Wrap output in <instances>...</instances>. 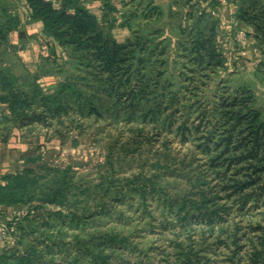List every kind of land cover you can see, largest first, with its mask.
I'll use <instances>...</instances> for the list:
<instances>
[{"label":"trees","instance_id":"trees-1","mask_svg":"<svg viewBox=\"0 0 264 264\" xmlns=\"http://www.w3.org/2000/svg\"><path fill=\"white\" fill-rule=\"evenodd\" d=\"M26 2L31 18L43 22L44 33L67 57L59 63L56 54L43 56L36 72L17 75L0 50L4 129L44 130L49 140L92 121L128 124L132 137L108 150L96 177L33 157L3 175L0 206L29 205L34 215L18 224L15 244L0 250V264H116L126 252H143L142 237L160 228H178L184 236L176 235L163 264H213L210 255L220 264H264V113L254 90L227 77L210 98L193 99L195 77L184 73L186 60L178 86L173 75L162 82L172 51L199 71L225 68L217 20L195 0H175L190 10L184 24L164 23L176 33L170 48L164 27L157 26L168 16L153 0H132L120 18L111 0H103L105 23L85 0ZM231 2L259 41L258 75L264 0ZM19 25L20 18L3 7L0 48ZM116 25L130 30L124 41L113 33ZM47 75L60 79L46 90L39 79ZM164 132L191 142L189 151L172 157L165 143L142 157L138 149Z\"/></svg>","mask_w":264,"mask_h":264},{"label":"rangeland","instance_id":"rangeland-1","mask_svg":"<svg viewBox=\"0 0 264 264\" xmlns=\"http://www.w3.org/2000/svg\"><path fill=\"white\" fill-rule=\"evenodd\" d=\"M165 22H167V19L162 16V19L157 24V26L162 28L164 27ZM208 24L209 23H206L207 26ZM164 29L165 32L162 38H170V48H174L176 45L174 44L176 42L175 31H171L169 26H165ZM232 51L236 52L235 50ZM65 53L67 57V52L65 51ZM246 55L247 53L245 56H241L247 58L248 56ZM224 56L225 68H219L217 71H212L211 68L199 71L200 69L195 67L194 64L187 62V59L180 58L177 52L172 51L169 58L170 71L168 74L163 75L164 77L162 78V82L169 80L168 76L172 75L174 77V83L176 84V81L179 82L182 77L180 78L178 73L180 72V69H184L182 68V61L186 60V63H188V68L183 70L184 73L190 77H195L194 83H191V86L193 87V91L191 93L193 94V99H195V95L199 97V99L206 96L207 98H210L212 93H214L216 86L218 84L221 86L222 81L225 78L227 79V77H230L235 79L234 81L236 83H247L252 87L257 97V103L264 113V66L262 67L261 73L257 75V65L254 66L245 64L243 66L242 64H238L240 60H238V62L237 60L236 62L231 60V66H227L229 63V60H227L229 57L227 56H230V54H227V56L224 54ZM57 58L59 63L64 61V58L62 57ZM262 58L263 53L261 50V54L259 57H257V59ZM4 65L1 63L0 59V69H3ZM53 69L57 74V66L53 65ZM193 69H195V72H192ZM47 76L54 78V81H56L49 83L47 80H43V77L45 76L40 77L39 82L46 90L57 83V81L60 79L58 75ZM24 85L28 86L29 81H26ZM176 86H178V84H176ZM6 114V106L0 105V149H10V152H12V150L15 151L14 157L16 159V170L19 168V165L28 164L26 161H24V157H33L38 158L39 163H49L54 166L65 167L68 165H73L78 175L89 174L91 177H96L99 165L106 162L108 150L113 147L119 148L120 145L126 143V141L132 137L131 126L128 124L108 125L101 122L92 123V121H85L80 132H67L65 137L56 136L53 139H51V137L48 140L47 136H49V134L46 131L44 132V130H5V126L2 123L5 122L4 115ZM7 125L9 126L10 124ZM149 128L150 126L148 129ZM4 137L7 138V141H4ZM51 140L53 141L52 144L49 143ZM6 142L7 145L5 144ZM165 143L170 149L169 152L171 156H178L180 158H182L183 155L189 151L191 145V142L183 144L179 138L174 136V134L164 132L157 135L153 139L151 145L144 144L140 149H138V151L142 153V157H145L146 155L150 157ZM128 145L129 144L127 143V146ZM151 146H153V148ZM149 148H151V153L148 151ZM4 156L7 155H3L1 159H4ZM19 160L23 161L19 162ZM135 161L136 160L132 161V163H129L131 164V167L134 168V170H137V163ZM34 166L36 167V164H34ZM128 167H130V165L126 164V168ZM260 210L257 212L261 213ZM251 215L253 214L249 213L246 216ZM234 220H239V217L234 218ZM176 230H178V228H160L155 232L146 233L145 236L142 237V240L146 243V245L143 246L144 251L141 253L126 252L125 259L118 260L116 264H163V260L169 253L172 254L174 249L176 235H179V232ZM180 235L181 237H184L183 233ZM221 249L222 248H219V251H221ZM219 251L218 253H220ZM210 256L215 257V264H220L219 261L221 258L219 256Z\"/></svg>","mask_w":264,"mask_h":264},{"label":"crops","instance_id":"crops-1","mask_svg":"<svg viewBox=\"0 0 264 264\" xmlns=\"http://www.w3.org/2000/svg\"><path fill=\"white\" fill-rule=\"evenodd\" d=\"M132 0H111L119 12L116 15L120 18L121 13L128 10ZM175 0H153V2L161 7L168 16L167 21L171 25H182L185 23L187 12L190 10L188 6H181L174 2ZM60 4V1H56ZM199 3L201 10L204 11L211 19L218 22L219 46L223 53L227 56L231 66V60L238 62L239 65H257L261 59V50L259 48V41L254 35L252 26L243 23L236 17L237 8L231 0H195ZM85 5L94 12L102 21L104 20V2L103 0H85ZM3 7H6L10 12L14 13L20 18V25L17 29L9 34L8 44L3 45L0 50L5 57L6 63L11 67L13 72L17 75H22L26 72L34 73L38 69V65L43 56L60 54L65 51V48L56 40L48 37L44 33V25L40 19L31 18V9L26 0H0V16ZM245 33L243 40L238 42L236 37L239 33ZM115 37L119 41H124L130 36V30L126 27L116 25L113 29ZM48 46V48H45ZM236 52H233L232 50ZM247 58H244L245 54ZM241 55H244L243 57ZM256 58V60H255ZM255 60V61H254ZM241 62V63H240ZM254 69V67H253ZM43 80L49 83L55 82L54 78L45 76ZM49 143H53L51 140ZM7 145V142L5 143ZM10 145V144H9ZM10 148V147H8ZM4 159H1L3 155ZM15 151L10 149H0V179L8 173H14L17 170L16 159L14 157ZM23 160H19L22 162ZM21 164L19 168H23ZM2 207L4 217L7 216L14 208ZM3 216V214L1 215Z\"/></svg>","mask_w":264,"mask_h":264},{"label":"built area","instance_id":"built-area-1","mask_svg":"<svg viewBox=\"0 0 264 264\" xmlns=\"http://www.w3.org/2000/svg\"><path fill=\"white\" fill-rule=\"evenodd\" d=\"M245 37V33H239L236 40L240 42ZM48 48V46H45ZM245 54V53H243ZM60 57L66 59V53L63 51ZM1 181V179H0ZM3 214V216H1ZM34 209L31 206H21L14 208L7 216L4 217V212L0 206V250L9 248L17 240L18 224L27 216H33Z\"/></svg>","mask_w":264,"mask_h":264}]
</instances>
